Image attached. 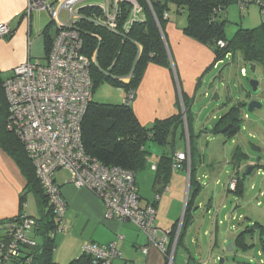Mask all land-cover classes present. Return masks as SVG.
I'll return each instance as SVG.
<instances>
[{"label": "trees", "instance_id": "16d2710c", "mask_svg": "<svg viewBox=\"0 0 264 264\" xmlns=\"http://www.w3.org/2000/svg\"><path fill=\"white\" fill-rule=\"evenodd\" d=\"M138 1L143 7L142 16L127 31L124 30V25L131 13L132 7L129 3L122 2L119 4L117 32H113L91 19L93 14L99 16L101 13L96 4H89L81 10L84 18L82 17L83 19L78 21V29L84 42L82 54L91 60L90 75L93 82V96L96 87L108 83L122 88L126 100L131 92L135 96L149 65L154 64L164 68H172L167 51L166 24L169 18H165L164 15L166 13L171 15L174 11L177 14L186 12L188 15L187 24L183 28L184 35L206 46L214 54V62L199 77L198 84L211 68L219 62H223L229 54L235 56L236 53H240L245 63L251 64L255 68L257 64L264 67V20L257 27L238 29L231 39L226 36L225 21L219 20V16L227 12L230 4L235 2L240 4L243 0H150L152 10L146 0ZM250 5L247 4L246 7L248 8ZM260 12L264 15L261 9ZM155 16L161 29L155 20ZM54 26H56V23L52 20L42 32L47 56L56 32V30L53 31ZM12 33L11 30V34L5 38H9ZM219 41H224L226 46L221 48L218 44ZM93 58L94 61H92ZM5 80L6 77L0 70V149L7 153L19 167L26 184L20 197L19 215L0 220V230H3L6 223L25 215L23 208L26 194L33 193L41 212L40 218L33 217L37 220L33 237L38 238L40 241L37 242L35 247L25 245L20 249L23 253L19 256L21 259L20 264H25L29 259L31 260L29 264H58L53 259V253L56 248V236L62 219L54 214L47 194L36 176L35 167L29 159L22 142L6 128L9 112L4 92ZM181 98L184 102L191 146V172L187 207L177 237L172 264H176L177 249L184 243L186 231L192 222L191 213L198 204L197 200L202 190L197 180L199 155L197 145L193 142L191 102L184 93ZM178 105L179 111L177 114L166 119H157L151 126H146L137 117L133 106L126 101L123 104L114 105L98 103L92 99L82 123V138L87 154L97 158L106 166H118L131 170L137 175L138 172L147 169L149 159L153 156L146 147L149 141L161 147L171 145L172 138L174 142L176 131L179 128L182 129V135L186 139L181 103L179 102ZM244 107L243 102L232 104L228 112L216 120L212 132L216 135H224L227 138L236 137L244 122ZM175 154L173 150L163 151L158 157L157 169L153 170V189L158 195L164 193L174 173L172 165ZM246 159V154L240 147H237L232 155L234 167L239 168L240 163ZM150 168L152 170V167ZM245 177L246 172L243 177H237V187L234 193L238 196L244 194ZM156 202L158 200L155 199V203L146 205L156 206ZM27 217L32 218L31 216ZM178 225L179 222L168 236L169 252L176 239ZM255 235H258L259 251L261 256L264 257V224L259 222L247 224L244 230L237 235L235 243L242 251L247 252L255 245L249 242L248 239H252ZM69 264H102V262L91 255L82 253Z\"/></svg>", "mask_w": 264, "mask_h": 264}, {"label": "built area", "instance_id": "2783aa9c", "mask_svg": "<svg viewBox=\"0 0 264 264\" xmlns=\"http://www.w3.org/2000/svg\"><path fill=\"white\" fill-rule=\"evenodd\" d=\"M86 1H28L25 15L30 17L36 10L46 11L56 23V32L45 64L27 60L16 66L6 78L4 92L9 112L6 128L22 142L56 216L63 219L66 213L65 201L55 181V174L64 170L70 174L75 186L91 191L102 201L105 220L133 224L146 235L149 245L157 248L168 264H172L177 238L169 252L168 233L162 232L155 224L156 208L141 204L135 173L118 166L104 165L87 154L83 144L82 123L93 99L91 60L82 54L84 42L78 29V21L84 18L81 9ZM146 1L152 10L150 0ZM122 2L132 7L124 25L127 31L142 16L143 7L138 0H102L98 6L100 15L93 14L90 18L117 32L118 8ZM247 4H254L264 12V0H243L239 5L244 9ZM62 10L68 14L65 22L59 17ZM164 17L168 18L169 15L166 13ZM155 20L159 25L156 16ZM10 34L11 28L7 24H0V39ZM219 45L221 48L226 46L223 41ZM133 98L134 93L131 92L125 101L131 104ZM181 105L185 119V108L183 103ZM190 160V151L176 153L173 170L178 171L184 166L189 173ZM156 169L155 164L152 170ZM236 187L237 178L232 177L228 189L235 191ZM36 225L37 220L27 215L4 225L0 238V264H20L19 256L23 255L20 249L25 245H37L33 237ZM60 230H63L62 226ZM141 250L146 255L149 253V247ZM82 251L102 264H112L122 255L116 243L100 245L88 242ZM30 262L29 259L25 264Z\"/></svg>", "mask_w": 264, "mask_h": 264}, {"label": "crops", "instance_id": "0c3cea01", "mask_svg": "<svg viewBox=\"0 0 264 264\" xmlns=\"http://www.w3.org/2000/svg\"><path fill=\"white\" fill-rule=\"evenodd\" d=\"M28 1L29 0H0V24H7L13 32L9 38L0 39V70L6 78L12 74V71L16 66L30 59V57L27 58V51L31 53L34 40L42 36V32L49 24L48 20L51 19L46 11L36 10L30 17L26 16L25 12L28 6ZM97 3L100 4V2ZM179 22L180 24L178 25L177 20H174L171 13V15H169V21L166 24V34L168 37L167 45L171 55L172 68H164L154 64L149 65L131 105L133 106V109L141 123L146 126H151L157 119H166L177 114L179 111L178 103H181V97L184 93V95L191 102L190 109L193 117L192 129L197 131L199 134L208 133L209 129L207 126L213 125L216 120L228 112L232 104L235 103L232 99L227 97V94H215L213 100L207 104V107L205 106V110L208 109V105H212L216 102V105H219L218 109L221 110L219 115L213 114L211 117L212 121L209 117L203 123L201 117L202 113L205 111H200L197 114L194 112L193 106L196 100H199L201 97L207 99L210 97L209 93L206 92L207 88L205 87V80L203 77L199 84L197 81L206 68L214 62V54L206 46L184 35L183 28L186 26L187 20H181ZM241 24L242 27L250 28L246 25L247 23ZM55 30L56 26L53 27V31ZM228 58L229 57L226 59ZM223 62H219L211 68L210 71L212 69H219ZM200 90H203L204 94ZM246 119L247 114L244 116V121ZM201 125L203 127H201ZM178 138L180 141H186L182 135L181 128L176 131L174 137L172 148L174 154L185 151V148H175V142ZM10 161L11 158H6L4 156V151L0 149V220L13 218L19 215L20 197L26 184L20 180L18 172L12 166V162ZM157 162L158 158L155 159L151 156L147 169L138 172L136 175V182L139 195L142 199V205L155 203L157 193L154 191L155 193L152 199L144 197L141 193L142 189L138 183L139 173L150 172L154 178V172L150 167L155 165ZM202 166L203 165H201V168ZM198 168L200 169V166ZM241 168L242 167L239 166V168H236L237 170H235L238 172H236L237 177L240 176L239 174L241 173ZM255 168L257 169V175L264 177V165L255 166ZM199 169L197 171V180L200 182L202 193L204 187L201 183L202 175L199 174L201 169ZM180 170H185V167L183 166ZM180 170H178L179 172L174 171V173H177L172 175L170 183L167 184L166 191L160 196L158 202H156L155 208L157 210V217L155 224L162 232L171 233L176 228L178 222L179 228L183 219L184 211L187 207V194L189 189H187V193L184 197L182 215L179 218L176 217L178 212L181 210L180 207L177 211L175 210V213L172 215L169 211H167V207L173 204L174 195L177 194L182 198L185 186L186 188L189 187V175L186 181L185 176L181 174L182 172ZM234 175L235 174H233V176ZM207 176L208 175H205V179ZM233 176L231 175L230 179H232ZM246 176H249L247 175V171ZM55 181L60 187L62 197L66 204L63 226L67 228V232L70 230L72 234L77 225L81 227H79L80 236H76L74 233L71 237V239H73V244H71L72 250L80 252L81 247L88 242H94L100 245L116 243V247L122 255L121 258L115 259L112 264H166L164 256L157 248L149 245L146 235L136 226L131 223H120L116 220H105L104 205L102 201L91 191L75 186L71 182L70 174L67 171H58L55 174ZM245 181L246 177L244 179L245 191L243 196H237L242 199L247 197V201L250 203V206H255L257 208L261 207L263 205L262 199H264V178L262 179L258 192L254 197H251L249 192L250 190L256 191L257 187L253 184L246 192ZM153 182L154 180L152 183ZM219 184H221V182L216 178L215 185ZM228 192L225 191L223 192V195L217 196L215 191H212L211 197L206 204V211L208 214H212L210 211H213V216L211 218L212 226L210 230L214 232L216 238L215 243L217 244L219 226L220 224H223V221L230 224L240 220L239 224L230 226L235 230L240 228V222H242L241 220L247 222V224H253V220L264 224V208L263 210L259 209L260 211L257 212L258 214L253 215V218L248 217L249 215L246 214H243L244 216L240 215L237 218L236 211L239 204L234 205L233 208L228 207V195L232 193L230 192L228 194ZM197 205H199V207H196ZM197 205L195 206L196 208L194 207L195 210L193 208L192 213L198 210L202 204L198 202ZM192 213L191 217L194 221L191 222L188 230L186 231L184 242L194 231L195 227H197L196 229L198 230L197 233L199 235L203 226L198 218H195L196 214ZM119 236H122V238ZM222 239L224 238L222 237ZM192 242L197 243V237L195 240H192ZM224 242L225 240L223 243ZM143 247H149V253L147 255L142 252L141 248ZM250 250L247 252H250ZM187 252L189 251L186 250L185 254L181 256L179 261L176 262L175 258V262L177 264H192V256L190 253L188 255ZM250 261H252V259ZM194 263L201 264L196 261Z\"/></svg>", "mask_w": 264, "mask_h": 264}, {"label": "rangeland", "instance_id": "374dc122", "mask_svg": "<svg viewBox=\"0 0 264 264\" xmlns=\"http://www.w3.org/2000/svg\"><path fill=\"white\" fill-rule=\"evenodd\" d=\"M101 1L102 0H88L86 1V3H93L92 5H99V3L97 2L101 3ZM172 16L174 20H177L178 25L180 24L179 21L188 19V15L186 12L177 14L174 11L172 12ZM59 17L62 21H65L68 17V14L66 11L63 10L60 12ZM219 20L225 21V33L227 38L231 39L236 34L238 29L246 28L242 27L241 23H247L246 25H248V27L250 28L257 27L264 20V15L260 12L259 8L253 4L250 5L248 8L245 7L244 10H241L239 3L235 2L230 4L227 12L224 13V15L219 16ZM51 21L52 19H49L48 23H50ZM167 51L170 57V62H172L168 45ZM28 57H30L33 62L40 61L41 63L45 64L47 59V53L45 48V42L42 36L34 40L33 47L31 48V53L27 51V58ZM243 68L247 71L245 77L241 75V70ZM203 79L205 80V87L207 88L206 92L209 93L210 97L208 99L204 97L199 98V100H196L193 106L194 112L196 114L200 111H205L204 113H202L201 117L203 123L209 117L212 121L211 117L213 114H220L221 110L218 109L219 105H216V102H214V104L212 105H208V109L205 110V106L207 107V104L213 100L215 94H227V97L232 99L234 103L243 102L245 104V107L243 109V116L247 114V119L243 122L239 134L234 138H227L224 135L214 134L212 132V128L215 123L213 125L207 126L210 130H208V133L199 134L197 133V131L192 129V134L194 135L193 142L195 145H197L199 155V159L197 161V163L199 162L198 167L200 166L201 169L200 170L198 168L200 170L199 174L202 175L201 183L204 187L202 193L199 194L197 200V203L199 202L202 205H200V208H198V210H196L192 214H196L195 218H198V220L203 224V226L200 230L201 233L199 235L197 233V227H195L194 231L186 238V241L183 244L184 246L180 245L178 247L176 262L179 261L181 259V256H183L186 250H188V255L190 253V255L192 256V264H195V261L201 264H264V257L259 254L260 247L258 235L253 236L252 239H248L249 242L251 240L252 243L255 244L254 247L250 250V252L242 251V249L235 243L237 235L242 230H244L247 225V222L241 220L242 222H240V228L235 230L232 229L230 226H235L236 224H239L240 220L232 222L230 224L228 222L223 221V224H220L219 226L217 244L215 243V234L212 230H210L212 226L211 218L213 216V211H210L212 212V214H208V212L206 211V204L211 197L212 191H215L217 196L223 195V192L225 191L228 192L227 183L230 181V176H233V174H237V171H235L237 169L234 167V164H232V155L237 147H240L247 156V159L240 163V166L242 168L241 173L239 174L240 176L238 177H243V174L247 171L250 166H253V168H255V166L264 165V67L262 65L257 64L256 69L253 72L251 64L245 63L242 59L241 54L236 53L235 56L230 55L228 59H224V62L220 65L219 69H212L210 72L205 74V76H203ZM252 80H257L259 82L257 91L252 90ZM200 91H202L204 94L203 90ZM93 100L98 103L119 105L124 103L125 92L120 87H115L111 84L103 83L96 87ZM181 101V103H184L183 99ZM253 101L259 102L262 107L260 109H255L253 112H249L248 106ZM186 123L187 122H185V124ZM201 127L203 126L201 125ZM185 134V142L180 141L179 138L177 140L175 139V148H185L184 152L190 151L191 155V146L189 142L188 129L185 130ZM250 143L259 146L261 148V152L253 151ZM146 147L153 154V157L157 159L163 151L167 152L172 150L173 138L171 145H167L166 147H161L151 141L147 143ZM4 156L6 158H11L5 152ZM10 162H12V166L18 172L20 180L26 183L24 176L22 175V173H20L18 166L12 160V158ZM201 165H203L202 168ZM180 171L182 172L181 174L185 176V180L187 181L188 174L190 178L191 165L189 173L185 170ZM139 174L140 175L138 177V183L142 189L141 193L144 195L145 198L152 199L155 193L153 190L152 183V181L154 180L153 175L150 172H141ZM205 175H208V179H205ZM216 178L220 180L221 184L215 185ZM263 178L264 177L257 175L256 168L253 170L251 175L246 176V192L253 184L257 187L256 191L250 190L249 193L251 194V197L256 196ZM189 187L186 188L185 186L182 198L179 197L177 194L174 195L173 204L167 207V211H169L171 215L175 213V210L177 211L179 207L181 208V210L178 212V215L176 217L179 218L182 215L184 208V197ZM229 193L230 192H228V194ZM187 195L189 197V192ZM228 197L229 198L227 204L229 208H233L234 205L239 204V207L236 211L237 218L243 214L249 215L248 217L253 218V215L258 214L257 212L260 211L259 209L263 210L264 208V199H262L263 205L257 208L255 206H250V203H248L247 201V197L242 199L234 193H230ZM24 203L25 204L23 208V213L25 215L31 216L32 218L41 217L38 201L33 193L26 194ZM196 207H199V205H197ZM192 221H194V219ZM255 221L256 220H253L254 223H256ZM79 227L80 226L77 225L74 229L73 234L75 233L76 236H80ZM63 228L64 230L58 231L56 236V248L53 253V259L58 264H69L74 259H77L80 255H82V250L87 243L83 247H81L80 252H75V250H72L71 245L73 244V239H71L73 234L70 230L67 232V228L65 226ZM2 234L3 230H0V235ZM194 237H197V243L192 242V240H195ZM222 237L224 239H222ZM36 240L37 242L40 241L38 238H36ZM224 240L225 242L223 243ZM230 242L233 243V250H229ZM221 259L224 260V263H220ZM251 259L252 261H250Z\"/></svg>", "mask_w": 264, "mask_h": 264}, {"label": "water", "instance_id": "95a60500", "mask_svg": "<svg viewBox=\"0 0 264 264\" xmlns=\"http://www.w3.org/2000/svg\"><path fill=\"white\" fill-rule=\"evenodd\" d=\"M254 70H255V66H252V71L254 72ZM258 86H259V82L257 80H252L251 81V87H252L253 91H257ZM261 107H262V105L259 102L253 101V102H251L249 104L248 111L249 112H253L255 109H260ZM250 145H251V148H252L253 151L261 152V148L259 146H256V145L251 144V143H250ZM252 170H253V167L250 166L248 168V170H247V175H250ZM185 211H186V209H185ZM185 211H184V213H185ZM229 250H233V243L232 242L229 243ZM220 263H224V260L221 259Z\"/></svg>", "mask_w": 264, "mask_h": 264}, {"label": "clouds", "instance_id": "9594fccd", "mask_svg": "<svg viewBox=\"0 0 264 264\" xmlns=\"http://www.w3.org/2000/svg\"><path fill=\"white\" fill-rule=\"evenodd\" d=\"M88 1V0H87ZM101 4V3H100ZM99 4V5H100ZM87 5H89V4H87L86 2L84 3V8H86L87 7ZM91 5V4H90ZM98 4H96V6L98 7L99 6ZM252 5V4H251ZM254 5V4H253ZM256 6V5H255ZM259 8V7H258ZM245 9V8H244ZM82 10V9H81ZM241 10H243V9H241ZM259 10H260V8H259ZM63 11V10H62ZM65 11V10H64ZM67 12V11H66ZM169 15V14H168ZM169 18V17H168ZM52 19V18H51ZM161 29V28H160ZM220 42V41H219ZM224 42V41H223ZM225 43V42H224ZM219 44V43H218ZM226 44V43H225ZM224 48V47H223ZM227 57H230V54L227 56ZM226 57V58H227ZM28 60H31V59H28ZM256 69V68H255ZM243 70L245 71V74H243ZM241 74H242V76H245L246 74H247V71H246V69H242L241 70ZM127 80V79H126ZM134 100V99H133ZM125 101V100H124ZM183 119H184V117H183ZM184 121L186 122V118L184 119ZM186 129H188V127H187V123L185 124V130ZM186 134H187V132H186ZM175 156V155H174ZM174 158V157H173ZM253 167V166H252ZM254 169V168H253ZM185 170L187 171V169L185 168ZM173 171H175V170H173ZM233 177H237V174H235ZM138 187V186H137ZM190 188V187H189ZM167 189V188H166ZM166 191V190H165ZM164 191V192H165ZM160 196L161 195H157V197H159L158 199H157V197H156V200H159L160 199ZM141 197V196H140ZM155 207V206H154ZM157 211V210H156ZM61 226H62V228L64 227L63 226V219H62V223H61ZM158 228V227H157ZM63 230H64V228H63ZM0 236H2V235H0ZM176 249V248H175ZM175 253V252H174ZM165 258V257H164ZM174 258V257H173ZM165 260L167 261V259L165 258ZM173 263V262H172ZM166 264H168V262L166 263ZM262 264V263H261Z\"/></svg>", "mask_w": 264, "mask_h": 264}, {"label": "bare ground", "instance_id": "6f19581e", "mask_svg": "<svg viewBox=\"0 0 264 264\" xmlns=\"http://www.w3.org/2000/svg\"><path fill=\"white\" fill-rule=\"evenodd\" d=\"M182 102V101H181ZM189 175V174H188ZM229 183V182H228ZM227 189H228V184H227ZM228 191L229 192H232V193H234L235 191H231V190H229L228 189ZM185 214V213H184ZM183 218H184V216H183ZM181 222H183V219H182V221ZM181 226H182V223H181ZM181 226H179V228H178V232L176 233V235H179V232H180V230H181ZM169 234L170 233H168V236H169ZM178 236H176V238H177ZM176 244H177V241H176Z\"/></svg>", "mask_w": 264, "mask_h": 264}]
</instances>
